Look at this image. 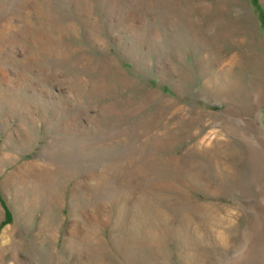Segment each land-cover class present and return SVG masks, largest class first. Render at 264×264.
<instances>
[{
    "label": "rangeland",
    "instance_id": "374dc122",
    "mask_svg": "<svg viewBox=\"0 0 264 264\" xmlns=\"http://www.w3.org/2000/svg\"><path fill=\"white\" fill-rule=\"evenodd\" d=\"M0 27V264H264V0H0Z\"/></svg>",
    "mask_w": 264,
    "mask_h": 264
},
{
    "label": "bare ground",
    "instance_id": "6f19581e",
    "mask_svg": "<svg viewBox=\"0 0 264 264\" xmlns=\"http://www.w3.org/2000/svg\"><path fill=\"white\" fill-rule=\"evenodd\" d=\"M42 9V8H41ZM50 14V13H49ZM42 18V17H41ZM48 19V18H47ZM54 19H55V17H54ZM56 21V20H55ZM40 23V22H39ZM25 26V25H24ZM1 28V27H0ZM20 30V29H19ZM48 30V29H47ZM61 30V29H60ZM46 32V31H45ZM31 33V32H30ZM6 39V38H5ZM34 46V45H33ZM50 47V46H49ZM30 50V49H29ZM220 60H222V59H220ZM34 61V60H33ZM227 66V65H226ZM230 67H231V65H230ZM231 71V70H230ZM232 72V71H231ZM227 76V75H226ZM229 80V79H228ZM233 83V82H232ZM234 85V84H233ZM227 86V85H226ZM239 92V91H238ZM219 93V92H218ZM226 98V97H225ZM56 159V158H55ZM53 160V159H52ZM54 161V160H53ZM67 161V160H66ZM69 164V163H68ZM75 173V172H74ZM164 234V233H163ZM255 242V241H254Z\"/></svg>",
    "mask_w": 264,
    "mask_h": 264
}]
</instances>
